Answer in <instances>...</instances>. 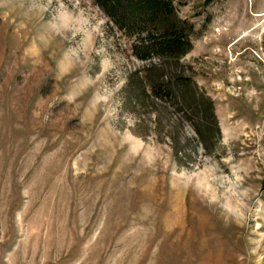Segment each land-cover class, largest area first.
I'll return each instance as SVG.
<instances>
[{
  "label": "rangeland",
  "instance_id": "1",
  "mask_svg": "<svg viewBox=\"0 0 264 264\" xmlns=\"http://www.w3.org/2000/svg\"><path fill=\"white\" fill-rule=\"evenodd\" d=\"M171 1L0 0V264H264V0Z\"/></svg>",
  "mask_w": 264,
  "mask_h": 264
},
{
  "label": "trees",
  "instance_id": "2",
  "mask_svg": "<svg viewBox=\"0 0 264 264\" xmlns=\"http://www.w3.org/2000/svg\"><path fill=\"white\" fill-rule=\"evenodd\" d=\"M114 21L121 29L135 31L136 28H140L139 31L146 30L149 35L152 29L157 32L165 33L162 39L155 40L148 35L139 39L136 48L145 50L144 55H138L141 59L149 58V53L159 54L160 58L169 56H180L188 48H184L180 36L177 35V31L180 24L178 15L173 10L171 0H94ZM151 28V29H150ZM140 33V32H139ZM190 42L187 41V45L190 46ZM184 48V49H183ZM154 52V53H153ZM157 67V65H152ZM173 79L172 76H168ZM169 80V79H168ZM153 84V83H151ZM144 91V89H143ZM130 97L137 96L141 89L137 91H130ZM177 97L179 101L185 104L187 99V93H184L182 87L176 88ZM213 116L214 105L210 102Z\"/></svg>",
  "mask_w": 264,
  "mask_h": 264
}]
</instances>
